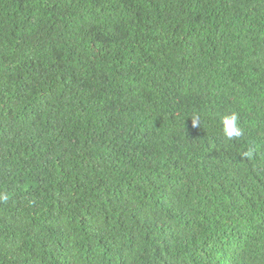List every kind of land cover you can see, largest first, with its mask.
I'll use <instances>...</instances> for the list:
<instances>
[{
    "label": "trees",
    "instance_id": "1",
    "mask_svg": "<svg viewBox=\"0 0 264 264\" xmlns=\"http://www.w3.org/2000/svg\"><path fill=\"white\" fill-rule=\"evenodd\" d=\"M0 194V264H264V0H0Z\"/></svg>",
    "mask_w": 264,
    "mask_h": 264
},
{
    "label": "clouds",
    "instance_id": "2",
    "mask_svg": "<svg viewBox=\"0 0 264 264\" xmlns=\"http://www.w3.org/2000/svg\"><path fill=\"white\" fill-rule=\"evenodd\" d=\"M223 133L224 136L232 140L233 138H239L243 134L242 128L238 124V115L233 112L230 115H226L222 118ZM0 199H7L6 195L0 194Z\"/></svg>",
    "mask_w": 264,
    "mask_h": 264
}]
</instances>
